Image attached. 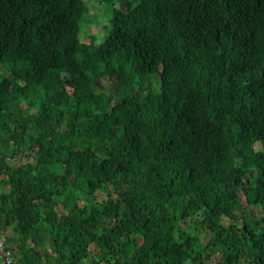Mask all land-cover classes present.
<instances>
[{"label": "trees", "instance_id": "trees-1", "mask_svg": "<svg viewBox=\"0 0 264 264\" xmlns=\"http://www.w3.org/2000/svg\"><path fill=\"white\" fill-rule=\"evenodd\" d=\"M87 1L0 0L15 263L264 264V0H105L98 43Z\"/></svg>", "mask_w": 264, "mask_h": 264}, {"label": "rangeland", "instance_id": "rangeland-1", "mask_svg": "<svg viewBox=\"0 0 264 264\" xmlns=\"http://www.w3.org/2000/svg\"><path fill=\"white\" fill-rule=\"evenodd\" d=\"M92 1V2H91ZM87 2L90 3H86L88 11H87V16L85 18V20H90V22H84L81 21L80 23V33H79V39L80 41H84V42H89L91 40V38H93V41L95 43H98L100 41H102L105 33H106V29H105V22L108 19V12H109V7L106 3L105 0H88ZM115 8H118V4L115 3L114 4ZM107 13V18L104 15ZM83 23V25H82ZM107 25V22H106ZM105 29V30H104ZM105 84V83H104ZM110 93H112V91H109ZM108 94V93H107ZM112 101H115L114 97L112 96ZM112 103V102H111ZM20 147L21 149L26 148V143L23 141L20 143ZM254 149L255 150H260L264 152V147H261L259 144H255L254 145ZM32 150L30 151H20L17 155V159L16 161L19 163V165H21V167L23 169H25L27 171V173H32L31 169L29 168V163L31 161L34 160L35 155L33 153L32 156ZM104 193L103 192H97L96 193V198L100 199L101 197H104ZM4 203L3 199H0V208L2 207ZM85 203L84 200H79L78 204H83ZM252 211V209H250V206H248L247 200L244 196H240V208L236 211V216L238 218H240L241 216H245V215H249L250 212ZM204 235L201 237V239H203ZM140 242V240H139ZM218 256H213V261L217 260Z\"/></svg>", "mask_w": 264, "mask_h": 264}, {"label": "built area", "instance_id": "built-area-1", "mask_svg": "<svg viewBox=\"0 0 264 264\" xmlns=\"http://www.w3.org/2000/svg\"><path fill=\"white\" fill-rule=\"evenodd\" d=\"M5 240L4 233L0 230V264H16L10 250L5 247Z\"/></svg>", "mask_w": 264, "mask_h": 264}]
</instances>
